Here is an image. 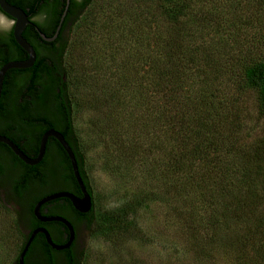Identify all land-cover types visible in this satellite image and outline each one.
Masks as SVG:
<instances>
[{"label":"trees","instance_id":"1","mask_svg":"<svg viewBox=\"0 0 264 264\" xmlns=\"http://www.w3.org/2000/svg\"><path fill=\"white\" fill-rule=\"evenodd\" d=\"M68 1L62 23L64 32L93 2ZM251 1L256 2L259 10L258 34L260 32L264 41V0ZM7 2L23 11L29 6L30 11H25L28 17L34 16L41 4L49 2L60 17L67 0ZM231 2L234 4L232 7L238 5V0ZM204 3V0H158L159 25L156 24L164 38L163 58L160 54L159 59L154 60L131 53L144 71L142 75L126 74V150L129 147L132 149L126 153V161L133 159L147 165L146 159L149 160V169L154 174L150 172L147 175L146 185L154 189L139 194L137 203L148 200L149 203L155 201L163 205L168 220H172L173 227L184 237L187 248L198 261H211L219 252H233L238 263H253L256 259L264 261V142L255 143L249 140L248 134L242 136L239 133L233 115L236 112L240 115V111H225V107L220 106L223 104L222 95L212 93L218 91L212 90V81L207 82L204 76L198 78L201 81L197 83L198 79L187 73L190 67L183 57L185 42L176 34H180L179 26L189 10ZM261 43L257 42L253 60L247 57L242 60L249 61L243 65L244 81L232 78L230 84L243 82L238 92L242 94L253 89L264 107V52ZM33 48L37 58L31 69L8 71L30 74L20 84L23 88L28 85L42 88L38 91L33 87L34 91L30 89L28 93L33 98V110L25 112L21 105L18 114L33 118L35 122L49 121L47 127H53L67 143L71 142L74 155L81 157L80 176L88 185L83 170V155L79 151L73 126L78 106L67 83L64 63L66 44L55 59L48 60L39 56L37 45ZM9 57L11 54L2 46L0 66L9 62ZM103 86V90H107L104 95L107 102L108 97L111 99V89ZM48 87H55V90ZM56 89L58 93H55ZM50 102H55L56 106L48 108ZM139 134H143L146 141ZM60 152L67 161L64 152ZM13 159L24 170L17 182H20L18 188H23L31 181L34 168L20 163L15 156ZM82 219L86 227L95 220L93 235L96 236H106L115 229V218L100 213L93 216V206ZM66 264H80V259L77 255H69Z\"/></svg>","mask_w":264,"mask_h":264},{"label":"rangeland","instance_id":"2","mask_svg":"<svg viewBox=\"0 0 264 264\" xmlns=\"http://www.w3.org/2000/svg\"><path fill=\"white\" fill-rule=\"evenodd\" d=\"M204 1L189 10L179 26L180 34L176 33L185 42L187 73L212 81V90L218 89L212 93L222 95L220 106L225 111H240L233 115L239 133L248 134L255 143L264 142V107L256 92L251 89L240 94L237 89L243 82L230 84L232 78L244 81L243 65L249 61L242 60L256 57L258 41H262L264 52L256 2L238 0L232 7L236 1L233 5L231 0ZM158 5V0H93L64 32L67 83L78 106L73 126L93 198V216L100 213L115 218V229L106 236L93 235L95 220L89 227L81 226L76 255L80 264H243L233 252H219L211 261H198L168 220L163 205L148 200L137 203L139 194L154 189L146 185L147 175L154 172L148 159L147 165L126 161V153L132 150H126V74L142 75L144 71L131 53L154 60L160 54L163 58ZM103 85L111 89L107 102ZM139 137L146 141L143 134ZM12 178L8 170L1 182ZM56 185L50 182L34 193ZM29 194L28 199L34 196ZM21 214L0 183V264H13L17 257L24 227Z\"/></svg>","mask_w":264,"mask_h":264},{"label":"flooded vegetation","instance_id":"3","mask_svg":"<svg viewBox=\"0 0 264 264\" xmlns=\"http://www.w3.org/2000/svg\"><path fill=\"white\" fill-rule=\"evenodd\" d=\"M11 1L16 2L18 0ZM24 10L26 12H29V6L24 7ZM55 10L56 9H54L51 3L49 4V2L41 4L40 9L34 16H27L31 24L26 26L22 32V37L32 46V48L33 45H37L39 56L47 60L55 59V56L63 49V45L65 43L62 24L59 29L58 35L54 40L49 42L44 41L39 36V32L45 38H50L53 36L58 25L57 22H59L60 20L58 11ZM34 24H38L39 27ZM12 29L8 31L0 29V55L1 47L4 46L6 51L11 54V57H9V62L24 61L27 59V54L15 43L12 36ZM11 41L15 48L13 47ZM35 55L37 58L36 52ZM1 67L2 66H0V68ZM32 67H30L29 69H31ZM26 70L28 69H25L23 71ZM7 72L4 76L0 96V135L16 144V146H18V148H20V150L28 158L34 159L37 156L38 147L42 135L46 131L51 129L56 132L58 131L53 127H47L49 121L41 123L35 122L33 118H26L18 114V111L20 112L21 110V105H23L22 108L24 110L26 109L25 112L30 111V109L33 110V106H31L33 104V98L28 93L30 89H33V92L34 88L38 91L42 88L40 86L34 87L28 85L24 88L20 86V84H22L25 79L29 77L30 74L28 72ZM48 88L55 90V87ZM58 91L59 90L56 89L55 93H58ZM50 103L51 105H49L48 108H54L56 106L55 102ZM67 144L71 149V142V145L69 143ZM4 147L6 146L0 143V183L8 189V193L10 194L13 203H15L16 207L21 210V218L23 219L24 225L23 230H21L20 233L21 240L17 258L28 243L31 234L34 231L40 229H44L48 233L54 245H65L69 237L67 228L60 222L46 220L41 221L36 218L33 213L35 205L42 198L50 196L52 194L68 193L77 198L82 197L78 184L73 177L69 160L65 161V157L61 155L60 151L64 152V150L54 138H47L42 159L36 165L31 166L32 168H34L31 172L33 176L31 181H28L27 184L23 186V188H18V184L20 182H17L19 181L18 179L21 177L22 173H24V170L20 164H16L15 160L13 159L15 155L11 152V150L8 147L4 149ZM64 154L66 155L65 152ZM74 158L80 174L81 157L80 155L76 154L74 155ZM17 160L20 163L22 162L18 158ZM68 167L70 168V171L68 170ZM8 170L13 174V178L11 180H6V183L1 182V180L5 179ZM54 181L57 184L56 188L50 190H42L38 194L34 193V191L36 190L47 188V185L50 182ZM83 182L86 191L91 196L93 206V198L92 194L89 192V186L85 183L84 180ZM30 192H33L34 196L28 199V195H30ZM39 215L43 219H49L51 217L64 218L71 224L74 231V238L67 249L57 251L46 244V240L43 234L37 232L29 242L27 251L25 252L24 258L26 260V264H36V262L37 264H66L69 255H76V247L79 239V228L81 226H85V221L82 219L83 215L85 214L78 213L67 198H58L42 204L39 207ZM51 259L53 262H51ZM13 264H17V262L14 261Z\"/></svg>","mask_w":264,"mask_h":264},{"label":"water","instance_id":"4","mask_svg":"<svg viewBox=\"0 0 264 264\" xmlns=\"http://www.w3.org/2000/svg\"><path fill=\"white\" fill-rule=\"evenodd\" d=\"M68 4H69V1L67 0L66 6L64 7V10L60 16V20L58 22V25H57L56 30H55L52 37L45 38L39 32V36L44 41L49 42V41L54 40L57 37L59 29H60L61 24H62V21L64 19L65 14H66ZM0 9H2L4 11V13L6 15H8L10 18H13V17L15 18L16 23L12 29V36H13L15 43L27 54L26 60L7 62L4 65H2V67L0 68V96H1L3 80H4V76H5L6 72L9 70H14V69H16V70L29 69L30 67H32V65L36 59V55H35V52H34L32 46L22 37V32L25 29V27L31 24L27 18V15L25 14V12L22 9H20L19 7L9 4L6 0H0ZM49 137L54 138L60 144V146L62 147V149L66 153L67 158H68L69 163H70V166H71L73 177H74L76 183L78 184V187L80 189L82 197L77 198V197H75L71 194H68V193H57V194H52L50 196L42 198L35 205V207L33 209L34 216L41 221L46 220V221H54V222L62 223L68 230V236H69L68 241L63 246H56L53 244V242L50 239V236L48 235V233L44 229L34 231L31 234L28 243L26 244V246L24 247L22 252L19 254V256L17 258V264H24V256H25V252L27 251L29 242L32 240V238L34 237V235L37 232L43 234V236L45 237V240H46V244L48 246H50L52 249L57 250V251L67 249L69 247V245L71 244V242L73 241L74 231H73L71 224L67 220H65L64 218H61V217H51L49 219H43L40 217L39 207L42 204L50 202V201L58 199V198H67L72 203V206L74 207V209L80 214H87L92 208L91 196L86 191L84 182H83V180L79 174V171H78V168L76 165V161L74 158V154L60 133H58L52 129L46 131L40 139L37 156L34 159L28 158L12 141H10L9 139L5 138L2 135H0V143L4 144L6 147H8L11 150V152L20 161H22L25 165L34 166L42 159V156L44 154V149H45V143H46L47 138H49Z\"/></svg>","mask_w":264,"mask_h":264},{"label":"clouds","instance_id":"5","mask_svg":"<svg viewBox=\"0 0 264 264\" xmlns=\"http://www.w3.org/2000/svg\"><path fill=\"white\" fill-rule=\"evenodd\" d=\"M15 23L16 20L14 17L10 18L2 9H0V29L4 31L11 30L15 26Z\"/></svg>","mask_w":264,"mask_h":264}]
</instances>
